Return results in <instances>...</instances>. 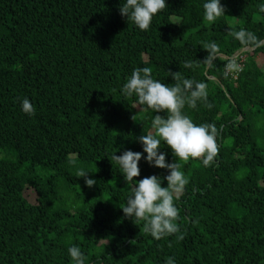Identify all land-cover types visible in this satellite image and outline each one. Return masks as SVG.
I'll use <instances>...</instances> for the list:
<instances>
[{"label":"trees","instance_id":"1","mask_svg":"<svg viewBox=\"0 0 264 264\" xmlns=\"http://www.w3.org/2000/svg\"><path fill=\"white\" fill-rule=\"evenodd\" d=\"M203 2L167 0L140 31L119 0H0V264H70L72 245L85 264H264V45L230 34L243 28L264 40V0H221L225 15L212 24ZM213 41L220 59L204 66ZM229 58L240 70L226 78ZM141 67L169 86V72L204 82L212 104L182 109L216 126L218 151L208 167L176 161L188 181L175 201L181 241L154 240L121 208L130 188L111 156L142 151L136 138L152 132L151 117L134 122V98L120 94ZM77 167L92 188L74 177ZM139 167L137 180L167 173L143 159Z\"/></svg>","mask_w":264,"mask_h":264},{"label":"clouds","instance_id":"2","mask_svg":"<svg viewBox=\"0 0 264 264\" xmlns=\"http://www.w3.org/2000/svg\"><path fill=\"white\" fill-rule=\"evenodd\" d=\"M166 5L167 0H119L118 11L128 24L145 31L153 17ZM202 8L206 24H212L225 15L221 0H204ZM259 11L264 13V4L259 5ZM230 34L241 45H264V40L243 28L232 30ZM203 49L207 50V55L201 61L204 66L220 59L218 45L214 41L205 43ZM191 66V61L184 62L185 68ZM239 70L238 62L229 58L225 62L223 75L227 78ZM169 75L175 81L171 86L153 79L149 67L134 68L121 85V96L134 98V104L139 109L130 118L142 123L151 117L152 132L136 138L142 151L129 149L111 156V161L118 166V172L130 188L125 206L121 207L124 216L134 224L144 221V232L157 241L173 234L177 241L184 239L175 223L178 217L175 201L179 200L188 181L176 161L187 163L190 159H199L203 166L208 167L214 162L218 151L216 126L211 123L195 124L182 112L185 104L192 109L197 107L198 102L209 109L212 107L208 101L207 85L191 78L181 79L178 73L169 72ZM19 104L23 113L29 116L34 114V107L27 97L21 98ZM162 141L175 158L173 162H168L166 153L160 151ZM141 159L151 167L166 169V175L135 179L140 176ZM69 163L73 161L69 160ZM88 173V170L77 167L74 177L83 178L85 186L92 188L97 182L89 178ZM165 181L166 186H162ZM67 253L70 264H85L86 256L78 246H69ZM165 264H175L174 258L168 257Z\"/></svg>","mask_w":264,"mask_h":264},{"label":"rangeland","instance_id":"3","mask_svg":"<svg viewBox=\"0 0 264 264\" xmlns=\"http://www.w3.org/2000/svg\"><path fill=\"white\" fill-rule=\"evenodd\" d=\"M259 63H260V66L263 65V63H264V59H263V57H260V58H259ZM28 194H29V196H32V194H30V193H28Z\"/></svg>","mask_w":264,"mask_h":264},{"label":"water","instance_id":"4","mask_svg":"<svg viewBox=\"0 0 264 264\" xmlns=\"http://www.w3.org/2000/svg\"><path fill=\"white\" fill-rule=\"evenodd\" d=\"M246 50H247V49H243V50H241V53H243V52L246 51ZM238 55H239V53L235 54L234 57L236 58V57H238Z\"/></svg>","mask_w":264,"mask_h":264}]
</instances>
